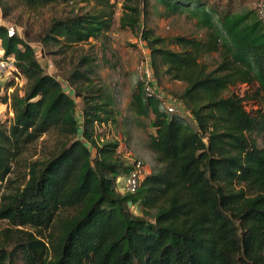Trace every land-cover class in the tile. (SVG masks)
Masks as SVG:
<instances>
[{
    "label": "trees",
    "instance_id": "1",
    "mask_svg": "<svg viewBox=\"0 0 264 264\" xmlns=\"http://www.w3.org/2000/svg\"><path fill=\"white\" fill-rule=\"evenodd\" d=\"M149 1L15 0L30 13L77 2L99 8L52 21L43 43L58 55L103 38L121 4L120 27L145 42L158 86H185L176 97L189 119L166 113L136 85L130 110L151 117L145 146L157 168L135 194L116 190L132 169L118 160V144L96 141V125L114 121L115 102L106 85H93L91 60L62 75L83 99L78 115L31 44L0 25L4 57L25 80L23 95L4 98L11 123L0 122V221L9 226L0 232V264H264V27L231 1L151 0L165 17L185 14L203 31L157 38L139 28ZM212 54L218 62L209 68L202 61ZM240 85L252 89L250 110L232 92ZM36 146L41 157L27 165L22 187L3 195L13 166Z\"/></svg>",
    "mask_w": 264,
    "mask_h": 264
},
{
    "label": "rangeland",
    "instance_id": "2",
    "mask_svg": "<svg viewBox=\"0 0 264 264\" xmlns=\"http://www.w3.org/2000/svg\"><path fill=\"white\" fill-rule=\"evenodd\" d=\"M208 4L219 3L225 6L229 1L232 9L241 7L253 9L255 0H203ZM8 3L7 15L0 3V19L5 26H12L21 38L28 41L34 48L37 59L45 73L54 76L60 81L65 92L75 101L77 113L81 114L83 108L82 97H76L74 88L64 82L62 75L68 74L72 68L79 64L83 57L91 60L94 74L90 75L93 85H106L114 98V121L96 125V141L98 144L117 143V158L119 161L131 167L133 161L139 160L145 167L144 175H148L153 168H157L153 154L146 149L147 135L153 133L149 127L151 117H136L130 110V99L138 83L137 67L141 60L140 45H145L138 33L120 27L119 19L122 15L121 4L114 9L113 26L99 41L89 40L88 43L78 44L64 48V54L58 55L59 47L43 43L44 36L52 21L70 18L75 15L94 13L99 8L94 3H80L69 5H56L42 9L36 13H30L22 9L15 0H6ZM161 7H155L153 1H149L143 12L140 25L152 32L157 38L167 39L173 36L200 38L202 30H198L194 20L186 18L185 14L170 17L163 15ZM141 28V29H142ZM1 51V47H0ZM3 59L0 52V60ZM209 68H213L218 62L215 54L205 57L202 61ZM9 85H12L11 87ZM185 86L181 83H165L160 89L173 98L178 96ZM25 80L15 73H0V122L8 126L13 114L9 102L4 103V98L9 97L14 89L20 95L24 94ZM232 92L247 99L244 104L250 110L254 102L249 100L252 89L246 85H240L232 89ZM185 118L189 119L187 115ZM80 119V118H79ZM81 120V119H80ZM188 121V120H187ZM191 125L192 122H189ZM41 155L40 146L28 150L21 158L18 165L13 166L8 175V181L1 184V193L8 195L14 193L24 184L26 167L30 161L38 159ZM131 211L137 213L136 208ZM9 228L6 222L0 221V232Z\"/></svg>",
    "mask_w": 264,
    "mask_h": 264
},
{
    "label": "built area",
    "instance_id": "3",
    "mask_svg": "<svg viewBox=\"0 0 264 264\" xmlns=\"http://www.w3.org/2000/svg\"><path fill=\"white\" fill-rule=\"evenodd\" d=\"M253 10L255 11L258 20L264 27V0H255L253 3ZM0 25L5 26L1 23ZM9 37L15 36L14 27L5 26ZM141 60L137 67L138 81L141 83L144 95L147 98H155L159 101L161 107L168 114L181 113L187 115L188 113L184 110L182 102L178 99L171 97L167 93L163 92L158 86L157 80L154 76L153 69L151 66V58L146 45H140ZM3 59L0 60V73H15L18 72L14 66V59L12 57H4V53L1 50ZM19 75V74H18ZM131 171L116 181V190L124 194H135L138 190L141 179L145 176V167L139 160H135L132 163Z\"/></svg>",
    "mask_w": 264,
    "mask_h": 264
},
{
    "label": "water",
    "instance_id": "4",
    "mask_svg": "<svg viewBox=\"0 0 264 264\" xmlns=\"http://www.w3.org/2000/svg\"><path fill=\"white\" fill-rule=\"evenodd\" d=\"M139 28L141 29L142 28V25H139Z\"/></svg>",
    "mask_w": 264,
    "mask_h": 264
}]
</instances>
